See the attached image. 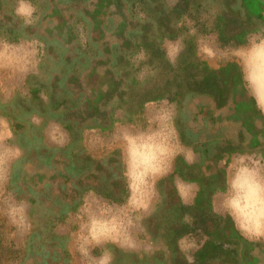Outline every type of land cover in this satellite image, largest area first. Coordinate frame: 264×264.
I'll list each match as a JSON object with an SVG mask.
<instances>
[{
    "label": "rangeland",
    "instance_id": "374dc122",
    "mask_svg": "<svg viewBox=\"0 0 264 264\" xmlns=\"http://www.w3.org/2000/svg\"><path fill=\"white\" fill-rule=\"evenodd\" d=\"M177 1L162 0L165 8ZM135 9L137 17H146L138 4ZM1 10L7 14L0 16V264H165L170 251L145 226L161 202L155 184L171 172L176 156L191 163L198 154L180 141L176 102L138 106L128 95V88L136 92L163 77L157 63H148L141 49L124 58L125 70L116 71L125 73L118 87L129 99L115 107L112 95L97 100L93 92L110 86L104 72L110 58L100 62L103 58L91 56L92 46H86L98 31L101 42L117 43L120 16L114 0H0ZM212 12L187 11L172 19L178 31L162 40L164 58L176 66L189 40L192 57L209 66L236 61L264 114V26L255 23L242 44H221L211 30ZM18 26L25 27L23 36L6 29ZM75 48L81 52L76 57ZM54 77L59 101L51 103ZM85 155L119 158L128 188L123 203L81 187L90 181L79 172ZM223 162L218 165L224 180L211 195L212 210L227 214L241 235L264 242V158L242 152ZM173 183L180 199L190 203L196 183L178 176ZM202 240L197 233L180 237L178 258L190 260Z\"/></svg>",
    "mask_w": 264,
    "mask_h": 264
},
{
    "label": "trees",
    "instance_id": "16d2710c",
    "mask_svg": "<svg viewBox=\"0 0 264 264\" xmlns=\"http://www.w3.org/2000/svg\"><path fill=\"white\" fill-rule=\"evenodd\" d=\"M234 3V0H178L173 6L165 8L162 0H114L115 13L120 16L116 33L117 43L107 45L101 42L99 31H95L96 35L94 33L89 35V41L86 44L87 49L92 46L91 56L100 55L103 58L100 62L110 58L109 69H104L111 79L110 86H103L104 89L94 88L93 92L97 100L107 99L112 95L115 107L125 104L124 102L129 99H124L125 88L118 87L125 73L124 71L118 73L116 70L119 68L125 70L127 62L124 58L127 55L131 56L140 49L146 52L148 63L155 61L164 75L158 78L157 83L148 84L144 89H137L136 92H129L128 88V95L136 98L138 106L146 101L160 99L176 102L175 126L180 141L191 146L192 150L198 154V160L191 163L180 155L176 156L171 172L158 178L155 184L161 202L158 210H154L152 215L146 218L145 226L152 238L159 235L167 251H170L165 264H212V261L218 257H230L236 240L226 236L224 231L231 229L237 235L241 234L227 214L214 212L211 208V195L221 189L224 180V167L216 165V161L222 156L220 152L222 149L218 148L213 152L209 143L206 152H211L210 159L213 165L208 164L207 161L202 163L204 159L199 156V145L194 140L196 135L191 133L193 130L188 123V117L194 118L200 112L201 102H195L194 99L200 98L203 102L208 101L213 106L220 107L226 103L230 91L235 87L242 90L253 107L259 110L260 108L254 97L248 93L241 68L236 61L228 60L216 67L209 66L205 61L192 57L194 56L193 43L188 40L179 52L177 65L174 66L164 58L160 47L163 39L176 37L178 29L172 25V19H179L187 11L200 13L203 9L213 11L211 30L216 33V38L221 44H242L247 31H255L256 26L249 22L248 17L242 16L236 7H233ZM137 4L146 17L139 18L135 15ZM72 8L79 12L77 7ZM6 16L8 18V15ZM6 29L23 36L25 27ZM91 30H96L93 25ZM98 41L100 44H97ZM74 50L75 57L77 51L81 53L77 48ZM67 58L70 62V54ZM96 62L92 61V64L96 66ZM115 75L121 80L113 81L111 76L116 78ZM57 81L54 77L49 83L48 95L51 103L59 101L53 95L58 86ZM70 83L73 85L72 81ZM84 104L83 108H88L87 100ZM111 111L109 108V112ZM64 116L67 117V114ZM82 116L85 117L83 114ZM77 117L81 118L79 115ZM188 129L191 131L189 132ZM118 159L113 155L105 161L95 160L87 155L82 157L81 164L84 165L80 166L79 172H86L90 181L82 182L81 187L84 190L91 189L108 202L123 203L128 195V188ZM174 176H178L185 182L196 183L197 188L190 203L180 199L173 183ZM192 233L201 235L203 240L192 252L190 260L184 257L179 259L177 240Z\"/></svg>",
    "mask_w": 264,
    "mask_h": 264
},
{
    "label": "flooded vegetation",
    "instance_id": "af4514ba",
    "mask_svg": "<svg viewBox=\"0 0 264 264\" xmlns=\"http://www.w3.org/2000/svg\"><path fill=\"white\" fill-rule=\"evenodd\" d=\"M234 6L242 16L248 17L251 24L259 23L264 26V0H234ZM2 14L7 12L1 10ZM201 102L200 112L194 118L188 117L192 125V132L196 135L199 156L213 165L211 152L207 151L208 144L214 152L222 149L221 158L224 164L233 153L257 152L264 158V114L253 107L242 90L233 88L224 105L215 107L208 101ZM192 100V101H194ZM189 130V129H188ZM191 130H189L190 132ZM209 167H207L208 169ZM190 183V182H189ZM226 236L235 239L230 257H218L212 264H264V242L249 239L241 234L237 235L231 229L224 231Z\"/></svg>",
    "mask_w": 264,
    "mask_h": 264
}]
</instances>
